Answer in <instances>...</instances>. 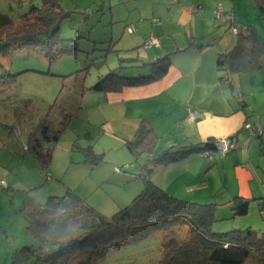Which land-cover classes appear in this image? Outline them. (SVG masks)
<instances>
[{
	"label": "crops",
	"instance_id": "1",
	"mask_svg": "<svg viewBox=\"0 0 264 264\" xmlns=\"http://www.w3.org/2000/svg\"><path fill=\"white\" fill-rule=\"evenodd\" d=\"M212 1L222 3L225 14L236 21L230 10L233 3ZM122 2L111 3L108 9L109 50L127 64L121 73L127 77L150 74V68L141 64L168 54L171 65L162 79L120 93L83 88L81 108H91L108 137L120 143L132 141L142 124L151 127L159 143L165 141L158 152L159 143L155 146L151 159L211 138H232L234 145L228 154L206 159L193 153L157 166L150 180L177 199L216 205L215 212L232 221L233 230L249 228L264 234L260 214L264 201V71L228 76L226 70L218 69L217 56L230 52L237 36L226 22L217 23L204 15L202 10L209 8L203 0H152L150 7H134V11L127 5L117 6ZM129 26L135 28V37L125 35ZM190 112L197 113L194 120L188 119ZM245 124L261 128V136L240 139ZM236 197L250 201L244 216L233 217Z\"/></svg>",
	"mask_w": 264,
	"mask_h": 264
},
{
	"label": "rangeland",
	"instance_id": "2",
	"mask_svg": "<svg viewBox=\"0 0 264 264\" xmlns=\"http://www.w3.org/2000/svg\"><path fill=\"white\" fill-rule=\"evenodd\" d=\"M58 1L68 14L61 25L60 37L75 41V53L52 63L31 49L0 56V264H12L13 255L32 244L23 217L25 201L32 209L44 205L49 197H63L71 191L102 216L110 218L128 206L144 188L139 175L147 154L135 157L125 142L108 137L101 120L92 114L93 110L81 108V91L120 65L109 51L112 47L109 46V5L123 1L117 6L127 5L134 11V7H150L148 3L152 0L139 3L138 0ZM203 2L210 9H203L204 15H210L217 23L224 22V14L217 16L219 9L226 12L222 3ZM227 2L233 3L230 10L238 25L253 27L264 41V14L256 4L252 0ZM31 5L40 7L42 0H0V15L18 23ZM125 35L131 36L127 31ZM65 114L73 116L61 131L50 162L43 168L27 150L29 134L43 117H47L55 129H61ZM247 136L245 132L239 138ZM159 142L158 139L156 147ZM164 142L159 143L157 152ZM225 218L222 212H215L212 231L233 230L232 221ZM161 242L162 234H151L97 264H158ZM49 253L29 258L20 256L17 262L46 264L43 256ZM257 257L255 254L254 258Z\"/></svg>",
	"mask_w": 264,
	"mask_h": 264
},
{
	"label": "trees",
	"instance_id": "3",
	"mask_svg": "<svg viewBox=\"0 0 264 264\" xmlns=\"http://www.w3.org/2000/svg\"><path fill=\"white\" fill-rule=\"evenodd\" d=\"M252 1L264 14V0ZM67 16L58 0H42L40 7L31 5L18 23L0 15V56L31 49L52 63L64 55L75 53V41L60 37L61 25ZM226 24L230 28L233 25L238 27L237 41L230 52L217 56L218 69L226 70L230 76L232 73L264 71V42L256 30L251 26L238 25L232 18ZM119 61V69L110 71L84 90L120 93L125 88L158 81L171 65V55L150 64H141L148 66L151 73L138 77L124 76L120 70L125 60ZM239 101L242 102L241 98ZM71 115H63L61 129H55L53 123L43 117L29 134L27 150L43 168L50 162L61 131L67 127ZM230 140L233 141L232 138ZM216 142L211 138L198 146L164 151L151 159L157 138L151 127L142 124L135 138L125 143L135 157L147 154L146 163L140 169L139 177L144 182L140 194L110 218L102 216L71 191L63 197H49L44 205L32 209L25 201L23 217L32 244L14 254L12 264H19L17 258L20 256L29 258L45 252H50L43 256L46 264H97L122 247L139 243L154 233L162 234L158 264H264V234L249 228L214 232L212 224L215 222L216 205L177 199L150 180L157 166L175 163L193 153L202 156L209 153L208 157H203L214 158L218 153ZM88 152L91 153L90 150ZM96 156L101 159V156ZM249 203V200L234 198L231 207L233 217L246 215ZM260 203L261 214L264 201ZM255 254L258 255L256 259Z\"/></svg>",
	"mask_w": 264,
	"mask_h": 264
},
{
	"label": "built area",
	"instance_id": "4",
	"mask_svg": "<svg viewBox=\"0 0 264 264\" xmlns=\"http://www.w3.org/2000/svg\"><path fill=\"white\" fill-rule=\"evenodd\" d=\"M224 14V22H226L227 20H230L231 17L229 15H226L224 13V11L222 9H219L218 13H217V16H222ZM232 30V32L234 34H237V31H238V27L236 25H233L231 26L230 28ZM127 32L129 34H133L135 33V28L133 26H129L127 29ZM153 41H147V43H152ZM230 76V75H228ZM228 81H230V78L228 77L227 78ZM197 113L196 112H190L189 113V116H188V119L189 120H194V118L196 117ZM244 130L247 132L248 136L249 137H253L255 135H259L261 136L262 134V130L261 128H257V129H254L251 125L249 124H246L244 126ZM233 145H234V142L232 140H217L216 142V150H217V154L220 155V156H224L226 154H228L230 152V150L233 148ZM209 153H205L203 156H207L208 157ZM261 216L264 217V209L261 211Z\"/></svg>",
	"mask_w": 264,
	"mask_h": 264
}]
</instances>
